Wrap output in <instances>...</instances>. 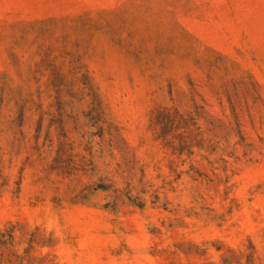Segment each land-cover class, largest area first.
I'll use <instances>...</instances> for the list:
<instances>
[{
	"label": "rangeland",
	"instance_id": "374dc122",
	"mask_svg": "<svg viewBox=\"0 0 264 264\" xmlns=\"http://www.w3.org/2000/svg\"><path fill=\"white\" fill-rule=\"evenodd\" d=\"M0 264H264V0H0Z\"/></svg>",
	"mask_w": 264,
	"mask_h": 264
}]
</instances>
